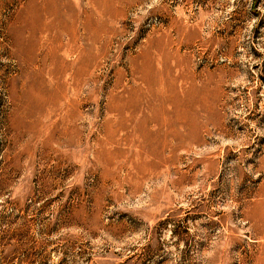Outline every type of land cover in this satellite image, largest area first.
I'll use <instances>...</instances> for the list:
<instances>
[{
	"label": "rangeland",
	"instance_id": "rangeland-1",
	"mask_svg": "<svg viewBox=\"0 0 264 264\" xmlns=\"http://www.w3.org/2000/svg\"><path fill=\"white\" fill-rule=\"evenodd\" d=\"M0 264H264V0H0Z\"/></svg>",
	"mask_w": 264,
	"mask_h": 264
},
{
	"label": "crops",
	"instance_id": "crops-1",
	"mask_svg": "<svg viewBox=\"0 0 264 264\" xmlns=\"http://www.w3.org/2000/svg\"><path fill=\"white\" fill-rule=\"evenodd\" d=\"M158 72V71H157ZM143 76V80H144V85L146 86L145 87V89L144 90H142V88H138L136 91H135V93H136V95H137V99L139 100V101H142L143 99H144V97H146V95L148 94V93H150L151 94V87H153L154 85H153V83L150 81L149 82V77L146 75V71H145V73L142 75ZM159 84H160V86H161V90H162V93H161V99L163 100L162 102H164V104H165V98H164V96H165V93H163V83L159 80V82H158ZM174 84H176L175 82H173V85ZM175 93H177L176 95H178V87L176 86V88H175ZM152 95V94H151ZM177 99V98H176ZM164 110V109H163Z\"/></svg>",
	"mask_w": 264,
	"mask_h": 264
},
{
	"label": "bare ground",
	"instance_id": "bare-ground-1",
	"mask_svg": "<svg viewBox=\"0 0 264 264\" xmlns=\"http://www.w3.org/2000/svg\"><path fill=\"white\" fill-rule=\"evenodd\" d=\"M40 7H41V6H40ZM33 9H34V8H33ZM46 10H47V9H46ZM46 10H45V11H46ZM52 11H54V12H51V13H49V14H50V16L53 15V16L55 17V10H52ZM42 12H43V11H42ZM47 12H48V10H47ZM49 12H50V11H49ZM34 14H35V13H34ZM43 14H44V13H43ZM47 16H48V15H47ZM34 17H35V16H34ZM45 17H46V15H45ZM54 17H53V18H54ZM43 19H44V18H43ZM47 19H48V18H47ZM28 20H30V18H28ZM31 20H32V19H31ZM33 20H34V19H33ZM36 20H38V22H39V23H38V26H37L38 29H40V30H41V29H49V27H50L49 24L44 23V25H42V13H38V14H37V16H36ZM36 20H35V21H36ZM45 21H46V20H45ZM53 21H54V20H53ZM31 24H32V23H31ZM27 25H28V24H27ZM35 25H37V23H36ZM28 26H29V25H28ZM31 27H32V26H31ZM37 27H36V28H37ZM42 40H43V39H42ZM37 42H38V41H37ZM39 43H40V42H39ZM33 45H34V44H33ZM52 45H53V44H52ZM53 46H54V45H53ZM53 46H52V47H53ZM27 47H28V46H27ZM30 48H32V47L30 46ZM32 57H33V56H32ZM48 58H49V57H48Z\"/></svg>",
	"mask_w": 264,
	"mask_h": 264
}]
</instances>
